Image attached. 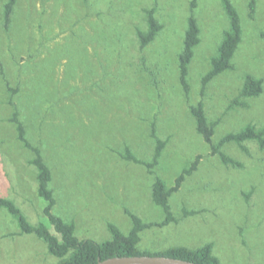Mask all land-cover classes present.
<instances>
[{
  "label": "rangeland",
  "instance_id": "rangeland-1",
  "mask_svg": "<svg viewBox=\"0 0 264 264\" xmlns=\"http://www.w3.org/2000/svg\"><path fill=\"white\" fill-rule=\"evenodd\" d=\"M230 1L243 29L234 69L203 88L230 26L223 0H17L8 27L7 0H0V197L54 232L30 164L36 155L19 140L15 119L52 172V213L74 222L80 240H110L109 223L128 235L130 215L164 221L152 198L155 181L172 188L200 157L169 199L176 221L142 232L139 249L156 254L212 244L221 264H264V152L254 142L246 143L249 153L228 143L222 152L242 166L224 164L191 112L203 103L217 122L215 145L248 124L264 125V0ZM153 9L163 28L142 49L138 32L147 31ZM191 17L200 43L186 93L179 55ZM248 75L263 80V92L247 108L232 107ZM156 137L165 147L152 168L124 158L129 148L151 163ZM58 262L44 241L21 234L17 220L0 210V264Z\"/></svg>",
  "mask_w": 264,
  "mask_h": 264
},
{
  "label": "trees",
  "instance_id": "trees-1",
  "mask_svg": "<svg viewBox=\"0 0 264 264\" xmlns=\"http://www.w3.org/2000/svg\"><path fill=\"white\" fill-rule=\"evenodd\" d=\"M88 1V0H84ZM17 0H7L4 7L5 24L8 27L11 22V16L14 11ZM255 1L251 2V7L254 9ZM223 5L226 14L229 18L230 26L224 32L223 39L218 48L217 55L211 59V69L203 77V88L219 75L233 70V58L242 41L243 29L241 19L237 9L230 0H223ZM147 31L138 32V40L142 49L153 42L163 26L155 17V10L148 11ZM200 28L197 20L194 17L189 19V26L185 34L183 50L179 55V70L180 82L184 87L186 93L190 91L188 82L189 66L194 57L195 48L200 43ZM263 92V80L257 79L254 76L248 75L245 78L242 89L239 95L233 99V106H240L247 108L249 103L247 100L260 96ZM191 112L196 120L198 133L203 136L205 142L211 146L213 154H218L226 165L233 167H241L242 164L238 161L228 157L222 152L221 148L228 143H235L245 153H249L246 146L247 142H254L259 149L264 152V125L256 126L248 124L241 131L237 133H229L225 135L217 145L213 143V136L215 135V128L217 122H210L204 109L203 103L191 108ZM17 122V129L19 132V140L28 149H32L36 155L30 160V164L37 170L38 195L46 201L44 214L48 218L50 225L54 232H51L49 226L44 222L38 225H32L24 216L20 208L11 199L0 197V210H7L16 220L21 234H35L39 239L45 242L48 251L53 256L59 258L57 264H97L99 261H104L114 257L127 256H166L175 259L190 261L196 264H221L219 259L213 254V245L206 244L198 249H190L187 247L177 246L172 247L164 252L156 254H146L139 249L141 242V234L146 229L153 226L164 227L171 222H175L176 218L171 212L169 199L173 193L177 192L184 183L187 176L197 170L200 157L193 162L189 168L185 169L182 174L176 179L175 185L168 188L164 181L157 178L153 185L152 198L153 202L161 207L166 214L164 221L160 223H145L142 219L135 215H130L133 222V227L128 235H125L114 224L108 225V230L111 233V239L105 242H96L90 239L80 240L75 235L76 225L74 222H67L61 217L52 213L56 205V198L54 191L51 188L53 180L52 172L48 165L44 162L41 151L32 146L26 138V130L24 125L15 119ZM156 150L151 163H147L138 159L129 148L126 149L124 158L128 161H133L136 164L145 165L152 168L158 164V160L162 155L165 147V142L156 137ZM187 215H195L196 211L185 212Z\"/></svg>",
  "mask_w": 264,
  "mask_h": 264
},
{
  "label": "water",
  "instance_id": "water-1",
  "mask_svg": "<svg viewBox=\"0 0 264 264\" xmlns=\"http://www.w3.org/2000/svg\"><path fill=\"white\" fill-rule=\"evenodd\" d=\"M97 264H196L190 261L170 258L166 256H127L114 257L104 261H99Z\"/></svg>",
  "mask_w": 264,
  "mask_h": 264
}]
</instances>
